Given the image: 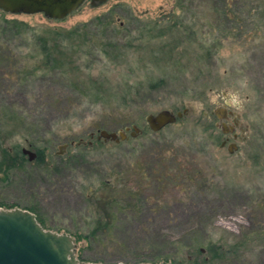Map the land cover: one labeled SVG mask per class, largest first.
<instances>
[{
  "label": "rangeland",
  "instance_id": "374dc122",
  "mask_svg": "<svg viewBox=\"0 0 264 264\" xmlns=\"http://www.w3.org/2000/svg\"><path fill=\"white\" fill-rule=\"evenodd\" d=\"M0 16L27 25L25 40L16 46L32 66L43 59L33 36H49L53 43L54 37L80 31L55 52L60 59L68 58L66 62L76 59L63 68L71 73L68 77L76 73L86 83H103L101 95L112 103L111 109L104 99L74 96L70 113L54 114L47 128L52 133L39 143L46 165L37 164L31 140H11L10 146L19 145L21 152L28 149L37 157L31 161L24 154V167L9 170L0 162V208L34 210L46 229L69 233L85 264H204L205 250L185 249L198 239L208 242L209 251L218 245L225 248V257L213 264H264V0L230 1L226 11L219 0H109L96 7L86 3L63 21L1 10ZM98 19L111 24L92 25ZM85 32L92 38L86 39ZM104 40H117L124 55L114 57V51L105 55ZM170 48L186 55L177 54L176 64L167 51L168 60L163 54ZM197 54L209 55L203 66L189 64ZM45 73L37 71L35 80L10 93L9 100L20 110L35 111L39 93L67 91L51 82L50 75L43 78ZM52 74L64 80L60 72ZM161 75L165 82L155 89V99L142 104L144 112L124 102L129 87L134 91L146 85L147 91L150 79L159 81ZM92 83L87 88L95 93ZM227 104L239 121V149L234 153L222 146L226 136L215 126V113ZM115 108L119 110L113 113ZM185 109L187 115L160 132L146 120L163 110ZM112 114L122 125L130 122L126 127L136 125L141 133L132 137L131 129L130 138L119 143L99 138L102 123L109 125ZM165 148H172L165 157L181 158L177 165L181 168L173 175L176 183L162 195L173 207L170 216L128 212L107 240H93L89 234L103 214L92 193L101 180L90 178L87 170L52 168L82 152L100 164L114 160L130 171L142 152L150 160L154 150ZM128 179L137 185V177ZM151 191L150 206L157 197Z\"/></svg>",
  "mask_w": 264,
  "mask_h": 264
},
{
  "label": "trees",
  "instance_id": "16d2710c",
  "mask_svg": "<svg viewBox=\"0 0 264 264\" xmlns=\"http://www.w3.org/2000/svg\"><path fill=\"white\" fill-rule=\"evenodd\" d=\"M219 1L225 11L230 5V1H233L234 4L238 2V0ZM102 24L109 26L111 23H104L102 20L98 19L97 22H93L92 25L102 26ZM26 27L27 25L23 22L18 20H8L0 16V162L7 167L8 170L15 167H24L23 165L27 162L25 157H22L24 152H21L19 145H9L11 140L15 138L31 140L30 146L37 150V164L46 165L43 160L45 149L42 148L39 143L44 136L52 133V131H47V128L54 114L60 116L61 114L70 113L74 106L69 107L68 105L71 101H74V96L84 97L85 95H88L96 101H100V99L105 100L101 95L104 91L103 83L99 84L97 81H90L93 82L91 85H93L97 91L92 93L89 91V87L87 88L90 82H88L89 84L86 83L84 77L72 73L74 77L70 78L68 76H70L71 73L63 69L67 64H75L76 59L74 58V60L66 62L68 58L60 59L55 52L56 49L62 47L61 45L63 42H66L67 40L72 41L75 35L77 37L80 31L73 30L71 33L64 36L61 35L60 37H63V39L59 37L57 40L56 37H54L55 40L53 43V40L49 36H33L34 38L32 37V39L35 42V46H37L41 54H43V59L41 60L40 65L32 66L29 63V58L20 52V50L22 51L21 46H16L18 41L25 40L23 39V36ZM85 33L89 34L86 39L88 37L92 38L89 32ZM64 37L68 38L64 39ZM118 45L119 43L117 40H104L101 47L105 55L110 56L111 51H114V57H121L124 54ZM164 51H167V55H170L169 58L171 61H174L176 64L179 62V58L176 56L180 53H176L174 48H170L169 51L163 50V54ZM184 54L185 53L180 55ZM164 56L167 58L165 54ZM208 57L209 55L197 54V59H192L189 64L193 65L195 62H198L203 66L207 62ZM174 58L175 60H172ZM158 62H161V60ZM39 70L46 71L43 78L50 75L51 82L64 85L67 88L65 89L67 91H46L44 93H39L37 96L38 99L35 111L20 110L15 103H12V101L9 100L8 95L17 91L19 87L30 85L31 81L35 80L33 77L37 75V71ZM56 71L60 72V75L64 77L63 81L61 78L57 77L56 74H52ZM164 77L165 76L161 75L159 81H152V79H150L147 91L146 85L144 86L142 84V86L140 85L142 87L141 89L134 91L129 87L128 91L123 95L124 102L127 103L130 101L132 107H137L144 112V110H142L144 108L142 107V104L146 103V101L155 99L154 91L156 88L160 89L162 87V82H165ZM108 100L107 97L105 102L108 103ZM108 104L112 109V103ZM115 109L116 110H114L113 113H116L119 110V108ZM110 110L109 112L112 111ZM119 121L120 120L117 119L115 120L112 114L109 125H106V122H103L100 129L101 131L106 130L108 132H114L122 127H126L130 123L122 125ZM121 121L123 120L121 119ZM154 146L158 147L157 144H154ZM171 149L167 148L166 150L165 148L154 150V155L150 154V160L146 159V152H142V156L139 157L140 162L132 167L130 171L129 169H123L121 165L113 164L114 160L110 161L112 163L102 162L103 164H100L96 160L93 161L91 158L89 159L88 156L84 155L82 152L71 155L67 159H63L60 165L56 164L52 169L55 171L61 169H70L72 171H74L73 169H82L84 172L89 171L91 173L90 178L98 176L101 182L99 183V187L96 188V191L92 193V196L95 198V201L99 202L98 205H101L99 207V213L103 215L95 220V226L89 235L93 240L100 238L102 240H107L106 237L113 233L119 218L121 216H127L128 212H131L133 216L146 211L152 215L165 214L170 216L173 207L170 206L169 199L166 200V197H162L165 193L163 190H167L166 188H168V186L176 183L173 175H177L178 172L174 173L175 170L181 168L180 166H177L181 160L180 156H168L170 159L165 157L169 152H172L169 151ZM85 152H87V150H85ZM164 161L167 163L165 164ZM182 172L183 170L180 173ZM116 173V178H114ZM130 175L138 178L137 185L134 184L132 180V183L129 182L128 178ZM146 176L147 180H150L149 184H146ZM151 190H155V193L153 194L157 197L156 202L150 206V201L154 199L150 196V193L153 192ZM97 193L100 194L98 195ZM156 193H158V195ZM30 211L35 213L34 210ZM37 218L42 226H44L41 219L38 216ZM146 235L148 236V234ZM150 238L151 237H149L148 240ZM189 244L185 245V249L188 250V248H190L191 250H195L200 248V252L203 253V250L207 252L205 255L206 257L204 258V264H213V262L221 260L226 255V253H224L225 248L222 245H218L216 249H212L215 247H210L211 250L209 251L206 248V245L209 246L208 242L202 239L192 241L191 245Z\"/></svg>",
  "mask_w": 264,
  "mask_h": 264
},
{
  "label": "water",
  "instance_id": "95a60500",
  "mask_svg": "<svg viewBox=\"0 0 264 264\" xmlns=\"http://www.w3.org/2000/svg\"><path fill=\"white\" fill-rule=\"evenodd\" d=\"M108 0H92L93 3H105ZM86 2V0H0V10L12 15L42 14L53 21H63ZM188 114V110L174 113L163 110L146 117L154 132H160L175 124ZM141 133L134 125L119 132L100 131L105 141L119 143ZM33 161L37 154L24 149ZM0 264H85L77 257L75 238L69 233L48 230L38 221L37 215L22 208H0ZM125 264V263H119ZM148 264V263H143ZM169 264V263H163Z\"/></svg>",
  "mask_w": 264,
  "mask_h": 264
},
{
  "label": "flooded vegetation",
  "instance_id": "af4514ba",
  "mask_svg": "<svg viewBox=\"0 0 264 264\" xmlns=\"http://www.w3.org/2000/svg\"><path fill=\"white\" fill-rule=\"evenodd\" d=\"M109 1V0H108ZM107 1V2H108ZM105 3H93L92 0H86V2L79 8H81L86 4L90 3L91 6L96 7V6H101L106 4ZM78 10V11H79ZM77 12V11H76ZM230 105L227 104L225 107H223L219 114L215 113V117L217 118L218 122H216L215 126L218 127L221 132L226 136V139L222 142V146H227L229 151L231 153H234L239 149V145L237 143L238 141V133H237V125L239 124L238 115L232 110L229 109ZM232 140V141H231ZM24 151V150H23Z\"/></svg>",
  "mask_w": 264,
  "mask_h": 264
}]
</instances>
